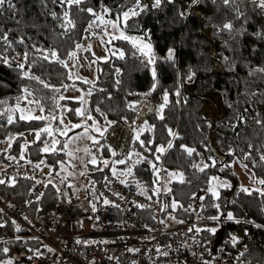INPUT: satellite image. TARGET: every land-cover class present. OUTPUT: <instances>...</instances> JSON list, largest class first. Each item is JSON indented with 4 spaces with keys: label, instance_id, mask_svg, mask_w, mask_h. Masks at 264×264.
<instances>
[{
    "label": "trees",
    "instance_id": "trees-1",
    "mask_svg": "<svg viewBox=\"0 0 264 264\" xmlns=\"http://www.w3.org/2000/svg\"><path fill=\"white\" fill-rule=\"evenodd\" d=\"M142 2L150 3V0ZM191 2L192 0H175L173 4L165 2L159 9H149L128 20L125 32L144 36L146 39L150 37L157 59L154 65L146 66L145 58L133 48L130 41L118 40L116 50L123 51L124 58L115 55L107 62L100 63L94 87L92 84H82L85 89H92V94L86 100L91 120L85 122L83 117L70 111L79 108L80 102L65 99L59 101V104L68 107L66 117L70 125L83 123L88 129L93 122L100 126H106L108 121L114 122L111 124L112 130H108L107 134H103V139H100V144L103 145L100 147L102 155L109 161V166L98 163L88 167L89 174L93 177L92 184L99 183L106 174L111 175V161L132 152L138 153L144 159L135 165L133 175L123 180L136 185L139 183L146 193L153 194L160 184H153L156 177L148 161L155 162L152 154L154 149L157 146H166L172 140L173 147L161 156L158 166H164L166 175L171 172L183 173L184 183H180L177 176L170 183L167 181V187L171 188L172 199L185 206L190 198L207 188L210 176L227 179L234 175L233 166L223 172L218 171L222 164L241 157L248 150L249 144L256 147L264 145V127L256 123L257 119L264 121V72L256 71L264 69V12L252 0H237L243 13L239 18L233 11L234 6L224 5L223 0H215V3L213 0H201V3L189 8ZM13 3L16 5L14 13L6 8L3 15H0V30L7 32L12 41L24 37L29 51H32L33 43L41 48H55L60 58L66 61L67 53L74 50L76 43L82 41L86 33L84 29L92 19L86 12H80L73 7L76 27L68 35L62 36L60 22L54 20L50 13L55 11L60 14L63 9L53 4L52 0H13ZM133 3L134 0H85L81 7H91L98 12L107 7L111 12L105 18L115 20L118 12L126 10ZM185 10L188 14L181 17L179 13ZM229 22L233 25L232 31L221 30L223 24ZM25 45L14 43L13 48L8 49L7 55L19 61L17 54H23ZM169 49L174 50V59L171 61L166 59ZM38 55L33 52L31 73L60 88V93H53L36 80L22 79L15 63L11 67L0 63V101L6 102L0 104V111L14 106L17 103L16 98L21 95V89L27 87L35 97L41 98L45 105V116L49 110L60 116L61 108L55 107L51 98L53 95H65L69 87L65 89L61 86L71 85V79L67 78L70 70L54 62L38 60ZM153 67L156 71L157 87L151 95L145 97L144 93L153 84ZM190 75L191 80L188 79ZM177 89L180 92L179 97L175 95ZM165 91L169 93V104L165 107L164 119L161 120L156 109L163 103ZM24 106L21 101V107ZM131 106L135 107V111ZM18 115L16 113L15 117ZM239 116L244 117V123H239ZM209 123L211 127L208 126ZM46 124L47 121L18 120L8 125L6 117L0 118V143L8 149L9 156L16 157L20 162L30 161L36 165L45 160V164L54 174L60 170L59 162L63 160V154L59 151H42L43 141H51L50 136L44 135L40 141L33 143V132L39 131ZM233 125L238 126L233 129ZM50 126L61 128L62 124L54 120ZM84 129V126L72 129V133ZM139 129H144L140 133V140L150 150L141 147L137 141L136 133ZM168 129L178 133L179 138L170 137ZM120 130H129V142L124 152L108 142L114 137L115 131ZM10 137L14 139L11 141V148H8L6 142ZM148 141L152 143L148 144ZM181 145L195 149L193 156H187ZM63 146L64 141L58 147L62 149ZM93 146L95 145L92 144ZM229 147L235 150V156L227 154ZM113 151L115 156L112 155ZM21 153L24 159L20 158ZM209 157L217 160L216 167H209L205 172H199L192 167L194 162L210 164ZM136 158L134 155L133 159ZM244 163L248 164L247 170L251 174L255 173V179H264V162L259 160L255 148L252 151V160ZM97 167L101 170L97 171ZM117 167L125 169L124 165ZM72 183L79 192L86 187L77 181ZM54 184L60 191L57 192L49 184L43 198L31 207L33 215H39L64 203L65 197L59 183ZM31 188L32 181L24 178L17 180L15 186L0 185V195L3 198L24 199ZM240 188L241 186L233 185L231 188L219 189L218 201L207 198L204 202L206 216L216 215L217 210L208 205L219 203L220 211H230L236 219L252 220L256 224L264 225V197H259L255 192L249 196L240 192ZM139 214L145 215L142 211ZM107 219L112 220V215ZM16 229L12 221L0 228V241L9 242L0 243V247L9 248L6 255L0 253V260L12 259L13 263H25L30 256L26 248L35 243L27 239L25 232ZM231 231H236L241 245L247 247L245 258L255 264H264V228L248 223L222 221L220 236H227Z\"/></svg>",
    "mask_w": 264,
    "mask_h": 264
},
{
    "label": "built area",
    "instance_id": "built-area-1",
    "mask_svg": "<svg viewBox=\"0 0 264 264\" xmlns=\"http://www.w3.org/2000/svg\"><path fill=\"white\" fill-rule=\"evenodd\" d=\"M4 149L7 148L0 143V178L14 176L16 182L26 177L41 181L52 179L59 183L65 197L64 203L33 215L31 207L46 192L44 183L35 184L30 179L32 188L24 199L3 198L0 195V209L3 210L0 222L14 221L15 227L35 243L26 248L31 259L13 264H202V259L211 264H255L245 258L247 247L241 245L236 231L220 236L221 225L215 235L207 231L198 234L188 231L190 227H218L204 212L205 190L195 194L196 197L206 196L203 201L193 196L181 209L173 211L169 207L167 212L161 211L162 203L170 204L173 200L172 195L165 194L162 187L168 181L163 165L160 166V176L164 179L159 186V195L155 192L141 194L136 184L121 183L123 179L108 174L99 183L88 184L79 192L64 173L46 176L29 161L8 160L9 153ZM37 197L40 199L37 200ZM105 198L119 207L104 206L102 201ZM92 204L96 205L95 212L91 210ZM136 204L145 207L138 208ZM141 211L144 216L139 214ZM110 215L112 220L107 219ZM170 216H175L176 220L170 219ZM160 220L166 223L162 224ZM230 234L239 238L235 247L229 242ZM77 240L81 243H76ZM36 249L42 255L34 256ZM157 249L168 252V255H160ZM240 252L245 254L237 261Z\"/></svg>",
    "mask_w": 264,
    "mask_h": 264
},
{
    "label": "snow or ice",
    "instance_id": "snow-or-ice-1",
    "mask_svg": "<svg viewBox=\"0 0 264 264\" xmlns=\"http://www.w3.org/2000/svg\"><path fill=\"white\" fill-rule=\"evenodd\" d=\"M165 2L168 4H173L175 2V0H150V3H144V2H142V0H134V3L132 4V6L127 7L126 10H122V11L118 12L116 14L115 20H111V19L105 18L111 12V9H108L107 7H104L102 11L98 12L97 10H95L91 7H81V5H83L85 3V0H52V3L56 4L57 6L62 8L63 11L60 14H58L55 11H52L50 13V15L54 20H57L60 22L59 27L62 29V32L60 33V35L64 36V35H68L76 27V23H75V20L73 19V13H72L73 7H75L80 12H86L89 16L92 17V19L89 21L87 27L84 29V31L88 33V36L84 37L85 39H88L91 37H96V38H99L102 43H106V44H111L113 40H118V39L119 40H125V41H131L133 48H135L140 53V55L145 58L146 66H147V65H154V63H155V56H154V53L152 51V44L150 42V37L147 38V42H144L145 37H129L125 34V29L128 27V20H130L133 17H137V16L141 15V13H145V12L149 11V9H159ZM213 2L215 3V0H213ZM199 3H201V0H192L191 4L188 7L191 8V7H193ZM252 3L256 7H258L262 12H264V0H252ZM223 4L226 6H228V5L234 6L233 11L236 12L237 18H239L241 15H243V13L240 11L239 4L237 3V0H223ZM6 8L8 10H12L13 13L15 12L16 5L13 3V0H0V15H3L4 10ZM187 14L188 13L186 10L181 11L179 13V15L181 17L186 16ZM93 29H100V32H95V31H93ZM108 29H112V31L109 32ZM232 29H233V25H232V23L229 22V23L223 24L221 30H227V31L231 32ZM258 35H260V34L258 33ZM105 36L109 37V39L107 41L104 40ZM137 40L141 41V43L137 44V42H136ZM14 43L19 44V45H25V39H24V37H20L18 40L12 41L9 39V35L7 32H3L2 30H0V63L6 64L9 67H11L13 63H15L16 70H18V72L21 74L22 79L36 80L44 88H48L53 93H56V94L60 93V88H57L54 85H50L46 81L41 80L39 77H37L31 73V67L33 64V59H32L33 52L39 54L37 57L38 60H43V61H46L48 63L54 62V63L60 64L65 69H68L69 68V63H68L69 61L75 62L71 65V67L75 68L78 66V64H79V61L77 59V52L78 51H88V52L91 51V45L90 44L87 47H85L84 45H82L80 43H76L74 45V50L69 51L67 53L68 59L66 61V60L60 58V55L55 48H41L37 44L33 43L31 45L32 51L27 50V45H25L26 50L23 52L22 55L17 54V56H19V61H17L15 57L10 58L7 55L8 49H12ZM113 55H118L119 58L123 59L125 53L123 51H120L119 49H117L115 52H113ZM104 59H105V62H107V58H104ZM166 59L169 61L174 59V50L173 49H169ZM93 63H96V61H90L89 66H91V64H93ZM256 71L264 72V69H257ZM117 73H119L118 69H117ZM67 78L68 79H73V78L83 79V78L79 77L78 72H72V71H69L67 73ZM152 78H153L152 87L147 93H144L145 97L151 95L152 92L155 91V89L157 87L158 81L156 80V71H155L154 67L152 68ZM188 79L189 80L192 79L191 75L188 77ZM83 82L88 83V84H92L93 87L95 86L94 81L83 79ZM116 83L118 84L119 81H117ZM61 87L67 89L70 86L69 85H62ZM72 87H74V85H72ZM101 91H103V90L101 89ZM91 94H92V89H89L87 92V95H91ZM175 95L177 97L180 96V92L178 89L175 92ZM51 99L54 102L55 107L61 108L63 110H68V109H66V106L59 104V101L66 99L63 95H53V97ZM76 99L78 101H80V103L82 105L87 103V101L85 100L84 97H78ZM16 100H17V103L14 106L5 107L3 109V111H0V118L6 117V123L8 125L16 123L18 120H21V121H33V120H35V121H47V124L45 127L40 129L39 131L33 132V135H34L33 143L40 141L41 137L44 135L50 136V137H52L51 141H43L44 147H43L42 151L44 153H48L49 151L55 152L56 151V145L59 143V141L55 138L53 133L57 132V133H60L61 135H64L69 131V129L67 127L63 128V129H61L59 127L53 129L50 125H51L52 121H54V120L58 121L59 124H63L62 115L57 116L54 114V112L52 110H49L48 115L45 116L44 115L45 105L42 102L41 98L35 97L33 95V92L27 87H24L21 89V95L18 96L16 98ZM21 101L24 102V104H25L24 107H21ZM0 104H6V102L0 101ZM168 104H169V93L167 91H165L164 95H163V103L159 106L158 109H156V111L159 115V118L161 120L164 119L163 112H164L165 107L168 106ZM229 106H231V105H229ZM131 107H132V110L135 111V107L134 106H131ZM37 109L39 110L40 115L34 114ZM96 110L99 111L98 108ZM70 111H73L76 115L83 117L85 121L92 119V116L86 107L71 109ZM16 113H19L18 117H15ZM238 121H239V123H244L245 122L244 117L239 116ZM112 123H114V122L108 121L109 126ZM256 123L261 125L262 127H264V121L257 119ZM0 126H2V125H0ZM83 126L85 127V131H87V125L85 124ZM208 126L211 127V124L209 123ZM237 126L238 125H233V129H235V127H237ZM71 127H72V129H76V128L82 127V125L78 123V124L72 125ZM91 128L94 129L96 132L100 133L101 136H103V134H104L103 130L100 127H98L95 122H93V124L91 125ZM143 131H144V129L137 130L136 139H137V141H139L141 147L145 148L146 150H150L147 148V145L145 144V142L143 140H140V133ZM168 134L173 139L179 138L178 133H175L172 129H168ZM13 139L14 138H12V137L9 138L8 148H11V141ZM89 139H91L93 141L94 145H98L99 147H103V145L100 144V141L98 139H96L95 137L89 136ZM151 143H152V141H148V144H151ZM172 147H173L172 140H169V142L167 143L166 146L161 145V146H157L154 149L152 154L154 156L155 162L148 161V163L150 164L151 169H152V171L156 177L153 180V184H160L162 179H164L159 175L161 168L158 166V162L160 161L161 156L166 152V150L171 149ZM63 148H67V144H64ZM181 148L184 150V152H186L187 156H189V157H192L193 154L195 153V149L188 147L187 145H181ZM254 148L259 154V160L264 162V145H260L259 147H256L253 144H249L248 150L243 152L241 157L234 159L230 163L222 164L220 166V168L218 169V171L223 172L226 168L232 167L233 164H235V163H239L243 168L248 169V164L244 163V161L252 160V151ZM4 151L7 152L8 149H4ZM85 151L87 152L88 149H85ZM227 154L235 156V150L232 149L231 147H229ZM112 155L115 156L116 153L113 151ZM134 155L137 156L136 159H133ZM196 155H199V154L196 153ZM6 158L10 161L16 160V157H12V156H8ZM20 158L24 159L23 153H21ZM142 159H144V158L139 157L138 153L134 154L132 152H129L123 158L111 161L110 171L117 178H119L121 176H123V177L132 176L133 175V168L135 167L136 164L141 163ZM209 159L211 161L210 164L205 163L203 161H201L200 163L194 162V163H192V167L194 169L198 170L199 172H205L206 169H208L209 167H216L217 166V160L213 159L211 157H209ZM29 163H31V162L29 161ZM41 163H43V161H41ZM89 163H91L94 166L97 165L98 164L97 157L92 155ZM99 163H102L105 167L109 166V161L107 159H101L99 161ZM117 165H124L125 169L122 171L118 170V168L116 167ZM255 166H256V163L253 160V167H255ZM34 167L39 169L40 164H36ZM96 170L100 171L101 169L99 167H97ZM167 175L169 177V179H168L169 183L171 182L170 178L177 177V176L179 177L180 183L185 182L184 178H183V173L171 172V173H168ZM252 175L254 176L255 173H253ZM49 176L52 177L53 173L49 172ZM26 178L33 179L35 181V184L44 183L45 187H47L49 184H52V186L54 188H56L57 192L60 191L59 187H57L53 183L52 179H49L47 181H41V180H35L34 177H26ZM106 179H107V177H106ZM120 182L125 183L126 181L121 180ZM15 183H16V177H14V176L8 177L7 179L0 178V185L7 184L9 186H14ZM61 183H63V180H61ZM254 183L257 185L264 186V179L257 178L254 180ZM137 187L141 188V194H146L143 187L139 183H137ZM162 187H163L165 194L171 192V188L167 187V184H163ZM231 187H232V185L228 182L227 179H222L218 176H210L208 178V186L205 189V193H206V196L208 199L218 201L220 199L219 189L231 188ZM239 191L242 193H245L249 196L253 195V193L255 192L259 197H264V187H256L253 189L241 187L239 189ZM154 192L156 195H159L161 192V188H155ZM41 195H43V194H41ZM206 196L196 197L194 195V198L203 201L206 198ZM148 198L151 199V197H148ZM39 199H40V197H37V200H39ZM234 202L235 201H233V203ZM28 203L31 204L32 202L28 201ZM102 203L104 206L112 205L115 207H119V205H113V202L106 199V198L103 199ZM135 206L138 208L145 207V205H140V204H136ZM208 206L213 207L217 210V214L214 216L208 217V219L217 223L218 227H214V228L190 227L188 229L189 232H195L198 234L202 231H207L210 234L215 235L216 232L219 230V226L221 225L222 221L223 222H234L236 224L248 223V224H253L257 228H264V225L256 224L255 221H252V220L236 219L234 217L233 213L230 211H228V212L220 211L221 205L219 203H211ZM169 207L173 211H175L177 208H183V205L179 204L178 201L173 199L170 204L169 203H162L161 211L167 212ZM91 210L93 212H95L97 210L95 204L91 205ZM185 211H188V209H185ZM2 212H3V210L0 209V213H2ZM169 218L172 220H176L175 216H170ZM153 219H155V217H153ZM159 222L162 224L166 223L165 220H160ZM177 222L183 223V221H177ZM6 223L7 222H0V228L5 227ZM13 223H15V222L13 221ZM16 231H19L18 227H17ZM17 239H19V238H17ZM193 239H194V242L199 243V241H195V238H193ZM229 242L232 244L233 247H235L239 243V238L235 235L230 234V241ZM0 243L6 244L9 242L0 241ZM76 243L79 244V243H81V241L77 240ZM48 251L51 252L52 249L49 248ZM130 251H132V250H130ZM8 252H9L8 247H6V246L0 247V253H3L6 255ZM157 252H159L160 255H163V256L168 255V252H160V249H157ZM244 254H245L244 252H240L238 257H237V261H240V258L243 257ZM33 255L34 256H40V255H42V253H40L39 249H36V250H34ZM31 258L32 257H29V259H31ZM215 258L216 257H213V259H215ZM0 264H13V260L12 259L0 260ZM202 264H211V262L202 259Z\"/></svg>",
    "mask_w": 264,
    "mask_h": 264
},
{
    "label": "rangeland",
    "instance_id": "rangeland-1",
    "mask_svg": "<svg viewBox=\"0 0 264 264\" xmlns=\"http://www.w3.org/2000/svg\"><path fill=\"white\" fill-rule=\"evenodd\" d=\"M93 31L100 32V29H93ZM108 31L111 32L112 29H108ZM125 34L129 37H144V36L130 35V34H127L126 32ZM87 36H88V33L86 32L84 37H87ZM84 37L82 41L80 42V44L84 45L85 47H87L90 44L91 51L90 52L78 51L77 59L79 61V64L77 67L73 68L71 67V65L75 62L69 61L68 62L69 70L72 72H78L79 77L83 79L96 82L98 78L99 64L102 62H105L104 58H107V61H108L111 58V56H115L113 55V52L116 51V42L119 39L113 40L111 44H106V43H102L101 40L96 37H91L88 39H85ZM108 39L109 37L107 36L104 37L105 41H107ZM136 42L137 44L141 43V41L139 40H137ZM144 42H147L146 38ZM152 51H153V47H152ZM154 56H155V61H156L157 57L155 54ZM90 61H96V63H93L91 64V66H89ZM83 79H76V78L71 79V85L67 89L64 95V97L66 98L65 100H72V101L80 102L76 98L84 97L85 100L88 99L89 95H87V92L89 90V87L85 89L82 86V84H86V85L88 84V83H84ZM72 85H74V87H72ZM81 107H85V104L84 105L81 104L79 108ZM66 109H68V107H66ZM66 112L67 110L60 109V116L62 115V118H63V124H62L61 129L65 127L69 129V131L66 133V136L65 134L61 135L60 133H57V132L53 133L55 138L59 141V143L56 145V151H59V153L63 154V160L59 162L60 170L58 173L62 172L65 174V176L67 175L68 180L73 181V182L77 181L79 183L85 184L84 186H87L93 180V177L89 174V170H88V167L92 165L91 163H89L91 156L92 155L96 156L98 159V163L101 159H105L102 155V150L100 147H97L96 145L92 147L93 141L89 139V136L95 137L99 141L100 139L101 140L103 139V136H101L100 133L92 129L91 125L88 126L87 131H85L84 129L81 132L77 131L78 133H72V127H71L72 125H70V123L68 122V119L66 117ZM34 114L40 115L39 110L37 109ZM81 125L83 126L84 124L81 123ZM96 125L103 130L104 134L105 133L107 134L108 130L110 131L112 130L111 125L109 126V124H107L106 126H100L98 124ZM118 135L120 137H117ZM62 141H64V144H67V148L60 149L58 147ZM108 142L111 145L115 144L118 147L120 152H124L127 149L128 142H129V130L128 131L125 130L124 132H121V130L115 131L114 137L110 138ZM7 143L8 142H6V144ZM85 149H88V151L86 152ZM98 149H100L101 151ZM42 161L43 163L39 162L40 169L44 175L48 176L49 172H51L50 168L45 164L46 163L45 160H42ZM233 167H234V175L233 176L231 175L227 178L228 182L232 186L237 185V186H241V187H245L249 189L261 187L260 185H257L254 183L255 178L251 174V172L243 168L239 163L233 164ZM117 168L118 170H121V171L124 170V168H119V167ZM111 175L114 176L112 172H111ZM120 178L126 179V177H123V176H121ZM167 185H168V182H167Z\"/></svg>",
    "mask_w": 264,
    "mask_h": 264
},
{
    "label": "crops",
    "instance_id": "crops-1",
    "mask_svg": "<svg viewBox=\"0 0 264 264\" xmlns=\"http://www.w3.org/2000/svg\"><path fill=\"white\" fill-rule=\"evenodd\" d=\"M85 107L87 108V104H85Z\"/></svg>",
    "mask_w": 264,
    "mask_h": 264
}]
</instances>
